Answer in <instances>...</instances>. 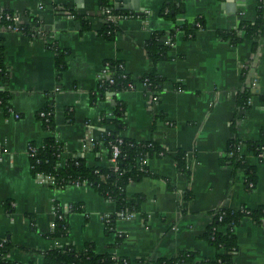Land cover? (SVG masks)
<instances>
[{"label":"crops","instance_id":"crops-1","mask_svg":"<svg viewBox=\"0 0 264 264\" xmlns=\"http://www.w3.org/2000/svg\"><path fill=\"white\" fill-rule=\"evenodd\" d=\"M105 1L114 8V0H0V10L28 14L26 19L39 29L31 37L0 31L9 73L0 91L8 94V106L20 115L15 119L4 110L0 113V239L13 247L7 258L18 264H44V251L66 246L82 251L91 245L96 254L133 260L189 252L196 255V264H206L218 254L205 238L214 212L221 207L264 206V163L243 146L256 179L255 189H249L245 171L223 159L231 140L254 142L264 129V101L257 95L264 93V37L254 49L252 41L232 46L218 36L235 30L242 20L254 21L258 0H185L178 22L205 23L195 39L183 32L173 37L175 23L162 13L166 0L122 2L125 9L119 11L131 18L121 20L118 34L109 39L100 34ZM155 34L165 43L174 38L157 63L146 49ZM59 50L64 53L63 70L57 66ZM112 60L124 63L136 81L135 90L117 95L125 106L120 136L153 141L170 153L149 159L154 177L128 185V197L142 198L140 213L132 220L118 218L111 233L102 216L113 214V205L89 186L57 189L34 177L28 148L57 136L64 144L61 165L80 157L89 167L111 166L105 149L85 150L83 143L100 138L102 116L114 118L111 94L93 99L101 72ZM150 74L161 79L159 103L151 101L141 83ZM245 84L257 96L241 111L237 95ZM47 107L54 115L53 130H46L38 118ZM178 151L187 154L190 180L176 167ZM187 190L191 199L185 202ZM54 203L82 205L83 212L71 211L68 235L51 239L46 235L54 222ZM233 234V264H264V219L257 223L245 218Z\"/></svg>","mask_w":264,"mask_h":264},{"label":"trees","instance_id":"trees-1","mask_svg":"<svg viewBox=\"0 0 264 264\" xmlns=\"http://www.w3.org/2000/svg\"><path fill=\"white\" fill-rule=\"evenodd\" d=\"M185 0H166L162 10L163 15L175 23V27L171 32L173 37L177 32H183L188 39H195L196 33L202 30L205 26L204 22H198L196 25L187 22L179 23L180 17L184 11ZM104 4V5H103ZM103 10L107 8L113 9L114 13L120 15L125 14L116 11L113 7L109 6L107 1L102 2ZM0 15H16L10 11L0 10ZM26 17L29 15L26 14ZM81 20L83 25H87L86 20L81 16H76ZM9 24H13L5 18L0 19V31L2 29L8 30ZM15 25V24H14ZM23 33L31 36L36 35L39 31L35 23L30 22L22 26ZM119 27L114 24H106L100 34L109 39H114L118 34ZM160 34H155L154 37L147 43L146 49L148 54L153 59L154 63L162 60L167 54L169 46H171L174 38L167 43L162 42ZM218 36L223 40L230 42L232 46H237L243 41H252L253 48L258 47L259 41L264 37V0H258L257 17L254 21L242 20L235 30L220 31ZM2 39L0 37V82L7 83L9 80V73L5 67L4 48L2 46ZM169 43V44H168ZM169 45V46H168ZM63 52L57 51V66L63 70L65 65L61 61ZM110 69L113 71L114 84L105 79L100 83L98 93L93 97L94 101L103 100L108 94H113L112 98L115 103L114 118L101 117V124L104 130L100 134L97 141L95 152L100 150L101 147L106 150L108 160L112 155V143H115L118 138L123 140L120 145L121 154L118 158L119 171L111 166L109 167H89L84 159L80 157H73L69 159L63 166H60L61 155L64 151V144L58 142L55 136L47 138L43 144L37 146L34 154L30 155L31 172L34 177L41 174L50 178L55 183L54 187L57 189H64L70 185H84L87 184L94 189L106 201L110 202L114 207V213L109 222H105L106 229L109 232H115V222L118 219V213H140V204L142 198L136 196L134 198L126 195V188L128 185L138 182L145 177L153 176L149 170L148 165L142 166L139 162L143 159H150L152 157L163 158L161 153L168 155L170 151L166 148L156 144L153 141L143 142L132 139L123 138L120 136L121 117L125 111V106L122 102L117 100V95L122 92L133 91L128 86L133 85L136 87V81L132 79L125 69L124 63L120 61H108ZM120 64L124 68H119ZM248 72L243 74L244 82H246ZM148 80L151 89L150 99L153 103H159L161 91V79L150 74L145 76L141 83ZM246 80V81H245ZM261 100L264 101V93L257 94ZM250 91L249 87L245 84L244 89L237 95V105L241 111H245L251 107L249 104L253 97L257 96ZM0 100L2 101L1 107L4 113H8V100L9 96L6 92L0 91ZM46 111L51 112L48 107ZM39 118V117H38ZM40 119V118H39ZM46 130H53L54 128V115L51 114L50 122L46 123L44 119H40ZM247 145L248 150L258 159L259 154L264 153V129L261 131L260 137L254 142H245L240 138H235L230 141L228 149L224 154L223 159L225 162H230L234 169H243L245 171V183L249 189H255L256 179L253 169L247 166L246 155L243 154L242 148ZM36 146V145H34ZM176 167L179 173L184 174L190 180L191 172L188 168L187 154L183 151L176 152L175 155ZM261 163L264 160L258 159ZM252 185V186H251ZM183 199L188 202L191 199V192L189 190L183 192ZM57 218L54 223L55 226L51 229L50 233L46 236L51 239L62 238L68 235V221L69 214H64L62 209L57 204ZM72 212H83L82 205H71ZM185 210V205L182 206ZM59 216L63 218L60 219ZM145 221L146 217L144 216ZM245 218L252 219L255 222H260L264 219V206L255 210L247 207L240 209H230L221 207L214 212V223L208 228L205 238L210 245L218 251L217 257L213 261H207L206 264H233V259L237 254L236 237L233 234L237 226L240 225ZM122 239V236L118 238ZM12 245L8 240L0 239V264H18L8 260L7 256L12 249ZM44 264H196L195 256L189 252H182L173 258H162L157 260L150 259H131L128 257H117L110 254H96L91 245H87L84 250L78 251L71 246H66L63 249H52L43 252Z\"/></svg>","mask_w":264,"mask_h":264},{"label":"built area","instance_id":"built-area-1","mask_svg":"<svg viewBox=\"0 0 264 264\" xmlns=\"http://www.w3.org/2000/svg\"><path fill=\"white\" fill-rule=\"evenodd\" d=\"M103 19H104V22H105V25L106 24H114V25H118L119 22L125 18H131V16H128L127 14H116L114 13L113 9L111 8H107V9H104L103 10ZM5 18V20H9L10 22H12L13 24H9L7 29L8 31H11V32H16V33H23V29H22V26L24 24H27L29 23V21L26 19L27 17L24 15H19V14H16L14 16L12 15H6L5 17H3L2 15H0V19H3ZM15 24V25H14ZM119 68L123 69L124 68V65L123 64H120ZM113 77V71L110 69V66H109V63H106L102 72H101V79H100V83L107 79L110 84H114V79L112 78ZM144 89L147 90L148 94L151 96V89H150V85L148 84V80H146L144 83H142ZM128 88H130L131 90H135L136 87H134L133 85H130L128 86ZM254 92V91H253ZM259 93V92H257ZM253 100V99H252ZM252 100H250L249 104H252ZM2 101L0 100V105H1ZM2 111V107L0 106V113ZM8 113L13 115V117L15 119H19L20 118V115L15 113L12 109H8ZM51 112L49 111H46V110H42L38 113V117L40 119H44L46 123H49L50 122V116H51ZM100 124H101V119H100ZM102 125V124H101ZM55 138L57 139L58 142H61L59 140V138L57 136H55ZM97 139L96 138H93V137H90L88 138L85 143H83V148L85 150H90V151H95L96 147H97ZM123 143V140L118 138L116 140L115 143H112V155H111V158L108 160L110 161L111 163V167H113L115 170L114 171H119V166H118V158L121 154V149H120V145ZM37 150V146H34V145H31L29 148H28V155H32L36 152ZM160 156L162 157H165L167 155H164L163 153L160 154ZM62 157V155H61ZM261 160H264V153H261L259 154L258 156ZM258 158V159H259ZM148 159H143L139 162V164L141 165V169L142 166L144 165H148ZM60 166H63L61 165V161H60ZM188 168H189V165H188ZM190 169V168H189ZM41 177V180L42 182H47L48 184H50L52 187H54L55 183L53 182V180H51L50 178L48 177H45L41 174L37 175L36 177ZM74 186H88L87 184H84V185H79V184H76ZM252 186V185H251ZM90 187V186H89ZM56 188V187H54ZM58 203H54V206H53V214H54V221L55 219L58 217L57 216V210H56V206ZM60 206V208L62 209V212L64 214H69L71 211H72V206L71 205H61V204H58ZM111 216L112 214H107V215H103L102 216V220L103 222H109L110 219H111ZM118 218L119 219H124V220H132L134 218L137 217L136 214H130V213H118L117 214ZM60 219H62L63 217L62 216H59ZM55 226V223L53 222L52 226H51V229Z\"/></svg>","mask_w":264,"mask_h":264},{"label":"water","instance_id":"water-1","mask_svg":"<svg viewBox=\"0 0 264 264\" xmlns=\"http://www.w3.org/2000/svg\"><path fill=\"white\" fill-rule=\"evenodd\" d=\"M115 1V6H114V8H115V10L116 11H119V10H121V9H125V7H121V3L122 2H125V1H128V0H114ZM131 8V7H130ZM126 9H128V8H126ZM136 10H138V8L136 7ZM137 15H142L143 14V12H137L136 13ZM112 96H113V94H111Z\"/></svg>","mask_w":264,"mask_h":264}]
</instances>
